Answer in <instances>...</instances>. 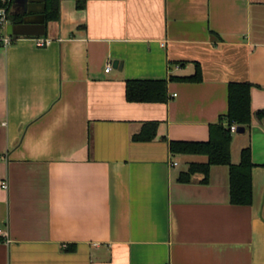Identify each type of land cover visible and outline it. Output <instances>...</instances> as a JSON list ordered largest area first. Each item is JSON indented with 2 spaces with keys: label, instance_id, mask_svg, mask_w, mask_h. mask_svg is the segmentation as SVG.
I'll list each match as a JSON object with an SVG mask.
<instances>
[{
  "label": "crops",
  "instance_id": "crops-1",
  "mask_svg": "<svg viewBox=\"0 0 264 264\" xmlns=\"http://www.w3.org/2000/svg\"><path fill=\"white\" fill-rule=\"evenodd\" d=\"M60 11L49 45L0 46V264H264V0ZM197 64L202 81L177 78ZM142 80H167L168 100L130 101L127 83ZM237 81L253 84L252 123L231 147L234 163L252 150L250 205L231 202L230 166L181 182L207 157L170 152L209 139ZM146 123L157 137L135 140Z\"/></svg>",
  "mask_w": 264,
  "mask_h": 264
},
{
  "label": "trees",
  "instance_id": "trees-1",
  "mask_svg": "<svg viewBox=\"0 0 264 264\" xmlns=\"http://www.w3.org/2000/svg\"><path fill=\"white\" fill-rule=\"evenodd\" d=\"M15 0H0V7H7L11 22L18 21L21 16L12 13ZM61 0H46V23L60 20ZM48 30L46 33V37ZM196 73L188 77H177L184 81L200 82L203 80V71L197 64ZM229 109L219 123L212 124L207 141L175 140L170 142V152L175 155L198 154L207 157L206 162H192L187 171L179 174L181 182H191L195 174H202V183H207L210 176L211 165L230 166V198L235 205H250L253 203V171L256 165L252 161L250 146L242 148L239 163L232 161V143L234 134L231 132L232 125H242L249 128L252 123L251 91L253 84L248 81H237L229 84ZM127 97L135 102H166L168 100L167 80H142L129 81L127 83ZM264 116V111L259 112V117ZM158 125L146 123L143 129L135 134V140H154L157 136Z\"/></svg>",
  "mask_w": 264,
  "mask_h": 264
},
{
  "label": "water",
  "instance_id": "water-1",
  "mask_svg": "<svg viewBox=\"0 0 264 264\" xmlns=\"http://www.w3.org/2000/svg\"><path fill=\"white\" fill-rule=\"evenodd\" d=\"M46 0H15L12 6V13L20 15L18 21L8 24L7 29L10 35L15 38H29L45 36L47 33ZM123 62L119 59L114 60V67L121 69ZM246 128L238 125L236 133H244Z\"/></svg>",
  "mask_w": 264,
  "mask_h": 264
},
{
  "label": "built area",
  "instance_id": "built-area-1",
  "mask_svg": "<svg viewBox=\"0 0 264 264\" xmlns=\"http://www.w3.org/2000/svg\"><path fill=\"white\" fill-rule=\"evenodd\" d=\"M11 21L9 19V13L7 7H0V46L3 47H10L13 45V42L15 41L14 35H10L8 33L7 26L10 24ZM35 44L39 47H45L49 45L50 39L46 36H38V37H32ZM112 68V65L109 64L106 68V72H109V70ZM238 126L232 125L231 126V132L236 133ZM178 162L172 163V165H176ZM3 187L7 188L8 185L6 182L3 183ZM4 233V231H0V234Z\"/></svg>",
  "mask_w": 264,
  "mask_h": 264
},
{
  "label": "rangeland",
  "instance_id": "rangeland-1",
  "mask_svg": "<svg viewBox=\"0 0 264 264\" xmlns=\"http://www.w3.org/2000/svg\"><path fill=\"white\" fill-rule=\"evenodd\" d=\"M46 35V34H45ZM203 158V157H202Z\"/></svg>",
  "mask_w": 264,
  "mask_h": 264
}]
</instances>
